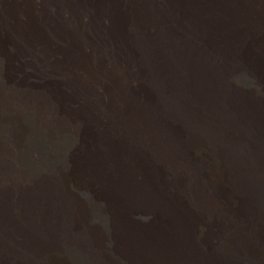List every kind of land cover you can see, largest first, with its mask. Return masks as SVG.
Segmentation results:
<instances>
[{
	"label": "bare ground",
	"instance_id": "1",
	"mask_svg": "<svg viewBox=\"0 0 264 264\" xmlns=\"http://www.w3.org/2000/svg\"><path fill=\"white\" fill-rule=\"evenodd\" d=\"M203 47L264 83V0H0V264H264V100L231 111Z\"/></svg>",
	"mask_w": 264,
	"mask_h": 264
},
{
	"label": "rangeland",
	"instance_id": "2",
	"mask_svg": "<svg viewBox=\"0 0 264 264\" xmlns=\"http://www.w3.org/2000/svg\"><path fill=\"white\" fill-rule=\"evenodd\" d=\"M188 41H191L192 35L190 33L185 34ZM197 44L202 47L201 43ZM199 47V49H200ZM198 49V50H199ZM201 52L199 56H202V60L206 64H212L216 67V69H222L225 76L227 77V82L230 88L227 90V107L234 112L236 111L235 106L243 103H247L253 100L254 95L256 94L257 98L264 100V83L254 75L248 68L247 65L233 61L226 60L222 57H218L215 53H213L209 48L203 47L201 48ZM204 51V52H203ZM197 52L194 50L190 56L199 60L200 57L196 54ZM259 87V89H257ZM257 91V92H256ZM231 104V105H230ZM232 105L233 109H232ZM68 141V140H67ZM24 147L26 151H21L22 156L27 160L28 156L38 157L44 159L46 162L50 164H55L59 162L61 164V159L64 158V155H67L66 149V141L59 138L56 139L55 145L52 146L51 151H44L43 147L40 145L39 140L35 134H32L24 143ZM68 144V143H67ZM209 151L213 153H217V146H213ZM30 150V151H27ZM72 154V152L70 153ZM214 156V155H213ZM24 159V161H26ZM217 158L214 156V161ZM58 164V165H59ZM27 165V164H26ZM218 166V165H217ZM78 209L76 211L77 217L79 220L86 224L88 227H92L99 238L100 247L105 250L110 257H115V240L110 229V218L108 212L106 213V207L104 205V201L100 200L95 194L92 192H88L84 189H78ZM65 264H92L93 263V253L92 251L86 248H78L75 244L69 245V247L65 250ZM119 264H124L122 260H119Z\"/></svg>",
	"mask_w": 264,
	"mask_h": 264
}]
</instances>
